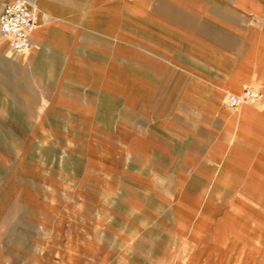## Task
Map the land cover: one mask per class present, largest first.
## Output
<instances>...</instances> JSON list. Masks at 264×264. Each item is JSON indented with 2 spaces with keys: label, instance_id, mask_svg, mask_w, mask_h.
<instances>
[{
  "label": "crops",
  "instance_id": "0c3cea01",
  "mask_svg": "<svg viewBox=\"0 0 264 264\" xmlns=\"http://www.w3.org/2000/svg\"><path fill=\"white\" fill-rule=\"evenodd\" d=\"M26 1L30 51L0 35V264H264V98L224 103L264 93V0Z\"/></svg>",
  "mask_w": 264,
  "mask_h": 264
},
{
  "label": "built area",
  "instance_id": "2783aa9c",
  "mask_svg": "<svg viewBox=\"0 0 264 264\" xmlns=\"http://www.w3.org/2000/svg\"><path fill=\"white\" fill-rule=\"evenodd\" d=\"M40 25L37 9L26 0H14L3 6L0 12V35L15 54H23L32 48L33 34ZM264 98V93L250 85L239 93H230L224 103L231 108L254 104Z\"/></svg>",
  "mask_w": 264,
  "mask_h": 264
},
{
  "label": "rangeland",
  "instance_id": "374dc122",
  "mask_svg": "<svg viewBox=\"0 0 264 264\" xmlns=\"http://www.w3.org/2000/svg\"><path fill=\"white\" fill-rule=\"evenodd\" d=\"M13 255H14V261L17 262L19 260V258L22 257V255H20L19 253L17 252H13Z\"/></svg>",
  "mask_w": 264,
  "mask_h": 264
}]
</instances>
